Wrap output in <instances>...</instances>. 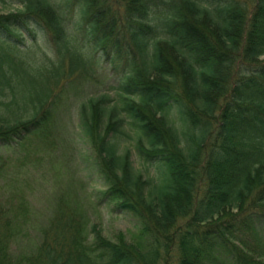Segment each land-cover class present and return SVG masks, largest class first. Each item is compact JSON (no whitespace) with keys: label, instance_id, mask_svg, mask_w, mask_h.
<instances>
[{"label":"trees","instance_id":"trees-1","mask_svg":"<svg viewBox=\"0 0 264 264\" xmlns=\"http://www.w3.org/2000/svg\"><path fill=\"white\" fill-rule=\"evenodd\" d=\"M11 1L21 8L0 12V105L17 89L31 111L0 114V148L53 138L52 87L92 60L80 49L99 54L117 99L80 106L81 160L102 185L92 199L135 230L104 236L61 195L39 241L15 253L31 213L22 191L7 193L0 264H264V0ZM37 41L58 59L32 70L17 53ZM130 134L153 175L121 151Z\"/></svg>","mask_w":264,"mask_h":264},{"label":"rangeland","instance_id":"rangeland-1","mask_svg":"<svg viewBox=\"0 0 264 264\" xmlns=\"http://www.w3.org/2000/svg\"><path fill=\"white\" fill-rule=\"evenodd\" d=\"M20 8L16 2L0 0L1 13L15 12ZM80 51L82 56L93 57L92 60L86 59L88 66L85 69L79 66L70 77L61 79L52 87L57 106L53 138L48 139L47 143L31 138L22 149L12 146L0 148V157L6 161L4 174L0 177V195L22 191L31 213V219L27 222V234L23 238L18 237L12 244L15 253L29 250L39 241L41 227L48 222L61 195L80 203L91 223L98 224L104 236L112 238L117 232H122L127 241L132 240L134 222L126 214L112 211L110 204H98L92 199V195L102 185L82 164L83 147L78 127L80 106L90 98L105 93L116 100L117 82L109 65L102 62L99 54L88 55L85 47ZM17 55L32 70L43 64L50 67L58 59L55 51L44 47L39 41L27 43ZM68 64L66 60L65 65ZM14 90V93H6L1 100L10 104L11 100H16L17 104H9V109L0 105V114L10 116L13 111L26 117L31 111L29 103L26 104L22 94L17 89ZM134 146L135 138L132 134L125 136L120 143L121 151L130 150L132 163L138 171L145 176L153 175L154 170L146 169Z\"/></svg>","mask_w":264,"mask_h":264}]
</instances>
